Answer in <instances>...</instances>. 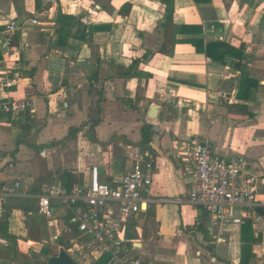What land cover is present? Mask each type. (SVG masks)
<instances>
[{
	"label": "crops",
	"instance_id": "1",
	"mask_svg": "<svg viewBox=\"0 0 264 264\" xmlns=\"http://www.w3.org/2000/svg\"><path fill=\"white\" fill-rule=\"evenodd\" d=\"M41 6L0 0V31L15 21L16 44L25 47L20 85L0 88V103L29 104L17 117L0 112V192L14 182L22 187L0 199V222L7 219L12 238L0 235V264H46L62 250L78 264H93L101 257L79 247L61 209L53 205L47 218L37 214V196L61 184L63 172L87 182L93 167L101 182L113 184L149 156V211L126 223L132 257L144 264H242V258L264 264V120L250 108L255 92L258 104L264 100V65L250 73L245 60L238 69L233 60L222 64L201 53L223 43L259 59L264 0H174L169 56L158 53L160 0H42ZM242 74L258 84L246 102L235 99ZM144 125L153 131L148 146L141 144ZM188 140L210 143L221 157L244 156L259 176V221H249L252 234L244 232V241L243 224L210 231L203 209L188 201L190 171L176 150Z\"/></svg>",
	"mask_w": 264,
	"mask_h": 264
},
{
	"label": "built area",
	"instance_id": "2",
	"mask_svg": "<svg viewBox=\"0 0 264 264\" xmlns=\"http://www.w3.org/2000/svg\"><path fill=\"white\" fill-rule=\"evenodd\" d=\"M36 24V21H32ZM18 25L8 22L0 31V88L11 91L20 85L19 63L25 47L16 44ZM26 100H7L0 112L17 117L27 111ZM177 154L190 171L188 201L203 209L209 230L217 225L256 224L257 184L259 176L244 156L221 157L208 142L188 140L177 145ZM153 177V161L137 163L113 183L99 179L93 167L87 182L69 188L53 183L37 196V214L50 217L53 205L69 216L68 224L83 242L80 248L92 258L108 255L107 264H144L131 256L125 238L126 223L134 216L147 214ZM19 182L0 192V199L14 197L21 190Z\"/></svg>",
	"mask_w": 264,
	"mask_h": 264
},
{
	"label": "trees",
	"instance_id": "3",
	"mask_svg": "<svg viewBox=\"0 0 264 264\" xmlns=\"http://www.w3.org/2000/svg\"><path fill=\"white\" fill-rule=\"evenodd\" d=\"M160 2L165 6V17H164V23H163V32H164V42L162 43L160 49L158 50V53L162 55H171L172 54V48L176 44L175 40V28L172 24V15H173V2L174 0H160ZM42 0H35V10L41 11ZM122 11V10H121ZM120 11V12H121ZM64 20H71L74 21L70 17H61ZM181 31V30H180ZM201 53H203L208 59L219 62L222 64L228 63L230 60H233L234 64L238 65V69H240L243 61L245 60V56L242 53V50H236L234 48H231L230 46L223 44V43H209L207 44L203 49H201ZM0 61H1V54H0ZM133 65H137L138 62L135 61L132 63ZM129 75H125V77H128ZM257 82L254 80L249 79V76L247 74H242L239 81V87L235 96V99L237 101H248L250 98L251 90L257 87ZM2 103H0L1 105ZM241 109L244 113V117H251V114L246 113V107L243 106H234ZM153 134L152 128L149 125H144L141 129V138L142 142L141 144L144 146H148L151 140V136ZM59 182L61 185L65 188L71 187L73 184L81 183V177L68 173L63 172L59 178ZM67 222L69 221V216L66 215ZM242 232V241L243 240V234L244 232L252 234V227L251 223L249 221L244 222L241 228ZM0 235L4 237V239H12L8 234V223L7 219H4V221L0 222ZM126 239H131L130 236L126 235ZM108 260V257L106 255L99 258L97 261H95L93 264H106ZM241 263H246L243 258L241 260Z\"/></svg>",
	"mask_w": 264,
	"mask_h": 264
},
{
	"label": "rangeland",
	"instance_id": "4",
	"mask_svg": "<svg viewBox=\"0 0 264 264\" xmlns=\"http://www.w3.org/2000/svg\"><path fill=\"white\" fill-rule=\"evenodd\" d=\"M258 60H259V63H258ZM244 63L245 64L248 63V65H250L248 67L250 73H257V66L262 65V64L264 65V54L261 55V57L259 59H256V57L254 55L252 57L246 58ZM256 94H257V92H255L251 98V101H252V103H254V106H250V108L253 110L258 109L257 114H261L262 115L261 118L264 120V100H262L260 102V104H258L256 102L257 101V95ZM259 95L264 97V93H262V92L261 93L259 92ZM262 104H263V106H262Z\"/></svg>",
	"mask_w": 264,
	"mask_h": 264
},
{
	"label": "water",
	"instance_id": "5",
	"mask_svg": "<svg viewBox=\"0 0 264 264\" xmlns=\"http://www.w3.org/2000/svg\"><path fill=\"white\" fill-rule=\"evenodd\" d=\"M150 119L156 117V108L152 107L148 116ZM262 215V212H259ZM46 264H78L76 259H72L63 250L59 252L57 256L50 257Z\"/></svg>",
	"mask_w": 264,
	"mask_h": 264
}]
</instances>
